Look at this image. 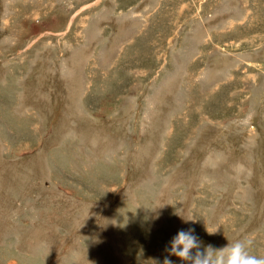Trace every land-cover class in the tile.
I'll list each match as a JSON object with an SVG mask.
<instances>
[{
	"label": "rangeland",
	"instance_id": "rangeland-1",
	"mask_svg": "<svg viewBox=\"0 0 264 264\" xmlns=\"http://www.w3.org/2000/svg\"><path fill=\"white\" fill-rule=\"evenodd\" d=\"M188 228L264 257V0H0V264Z\"/></svg>",
	"mask_w": 264,
	"mask_h": 264
},
{
	"label": "clouds",
	"instance_id": "clouds-1",
	"mask_svg": "<svg viewBox=\"0 0 264 264\" xmlns=\"http://www.w3.org/2000/svg\"><path fill=\"white\" fill-rule=\"evenodd\" d=\"M184 220L195 223V219ZM219 229L216 227L210 232L206 227L209 234H215ZM194 233V228L178 230L169 242V255L179 258L185 264H264V257H257L248 251L253 243L251 239L237 238L221 248H215L211 244L202 246V242ZM152 264L160 262L154 260ZM162 264H173V261L166 256Z\"/></svg>",
	"mask_w": 264,
	"mask_h": 264
}]
</instances>
